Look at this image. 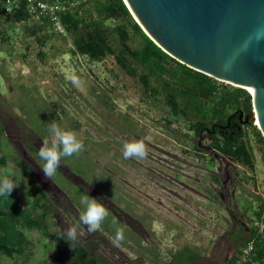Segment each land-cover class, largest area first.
Listing matches in <instances>:
<instances>
[{"label": "rangeland", "instance_id": "1", "mask_svg": "<svg viewBox=\"0 0 264 264\" xmlns=\"http://www.w3.org/2000/svg\"><path fill=\"white\" fill-rule=\"evenodd\" d=\"M11 44V51L0 45V126L4 127V131L0 128V154L7 157V167L3 169L19 173L27 169L22 168L23 164H27L32 173V165L20 155L21 149L42 168L43 162L36 154L34 156L31 149H40L44 141L52 142L47 131L51 124L74 131L85 145L78 156L61 160L54 177L42 175L45 183L54 188L57 186L66 196H61L64 200L62 207L56 205L48 219L49 231L59 235L60 227L63 226L62 232L65 233L75 227L77 239L90 235L80 221L83 209L79 205L80 196L88 194L109 213L91 236L101 237L103 234L107 237L108 246L96 243L95 248L112 264H125L137 258H141L143 264H169L173 259L179 264H188L192 250L201 255L196 264H225L234 249L230 233L236 225L245 227L243 211L248 203L255 206L257 197L264 198V166L253 138L251 144L256 160L253 171L225 159L221 161L222 167L228 165L231 173L228 183L230 196L225 204L228 210L215 202L214 209H208L207 199L199 193H184L192 208L177 212L167 210L164 206H171L172 203L164 197L165 190L156 189L155 183H150L145 168L139 164L154 165L167 171L166 162L174 159L157 147L174 154L182 148L159 124L160 111L147 109L140 101L135 82L120 71L110 58L102 62L89 61L69 52L61 53V50L57 54L55 48L46 46L43 48L45 60L41 62L35 56L38 48L34 43L23 60L18 55L25 53L26 39L19 30L12 32ZM56 45L61 49L60 42ZM63 48L69 49L68 46ZM103 90L111 96L115 110L101 102L98 94L101 95ZM176 127L185 130L182 124H174L173 128ZM199 140L201 151L206 156L197 160L193 154H184L186 162L183 169L192 172L193 169L188 167L192 163L199 164L195 170L200 183L192 184L203 192V183H209L204 165L207 162L208 166L209 157L214 154L209 148L211 139L207 134L195 139L196 142ZM130 142L145 145L143 159H124L123 145ZM15 158L23 163L20 167ZM218 163L215 160L214 165ZM34 181L29 184L24 178V183L17 187L21 204L31 191L41 187ZM161 184L167 190L181 193L171 181H162ZM145 191H149L153 199L146 198ZM60 194L56 192V195ZM158 195L163 197L156 201ZM170 199L175 201L172 197ZM193 206H198L199 210L195 211ZM113 210L137 220L149 240L145 242L140 233L122 223ZM63 220L69 226L64 225ZM118 229L124 234V240L119 244L114 242ZM21 232L32 242V254L25 264H46L50 257L64 250L63 245L42 237L36 230L21 229ZM45 242L52 245L46 249ZM0 264L15 262L0 256Z\"/></svg>", "mask_w": 264, "mask_h": 264}, {"label": "trees", "instance_id": "2", "mask_svg": "<svg viewBox=\"0 0 264 264\" xmlns=\"http://www.w3.org/2000/svg\"><path fill=\"white\" fill-rule=\"evenodd\" d=\"M40 1L64 7L55 12L62 32L55 29L48 16L35 18L30 14L26 0H19L18 6L10 12L5 11V0H0V45H4L5 50H12V32L19 30L26 39L25 53L18 55L23 60L31 52L33 43L38 48L35 56L41 62L45 60L43 48L46 46L55 48L57 54L61 50V53L69 52L89 61L102 62L110 58L120 71L135 82L144 106L160 111L158 122L170 136L197 148L189 137L199 139L207 134L213 150L250 171L254 170L256 163L251 144L253 138L264 166V138L251 119L245 121L253 109L251 95L246 89L218 81L171 57L142 30L123 0ZM58 42L61 49L56 47ZM66 46L69 49L63 48ZM102 92L98 94L101 102L115 110L111 96L104 90ZM174 124H182L185 130L173 128ZM0 128L4 131L3 125ZM171 129L183 135H175L170 132ZM38 150L31 149L34 156H37ZM201 158H204L203 154ZM14 160L19 167L23 164L17 158ZM6 167L7 157L0 154V169ZM22 168L26 170L22 174L28 183H34L30 166L23 164ZM25 198L21 204L17 188L9 198H0V256L13 259L15 264H25L32 254V242L21 232V229H27L36 230L42 237L64 246V250L50 257L46 264H112L95 248L96 243L108 246L107 237L103 234L92 237L90 233L84 239H77L71 248L65 240L49 231L48 219L54 212L55 204L48 194L38 187ZM255 200V206L248 203L243 211L245 227L236 225L229 235L234 249L225 264H234L239 260L250 240H253V249L249 259L257 264L264 263V230L259 231L253 225L254 220L264 225V198L257 197ZM84 228L87 226L84 225ZM43 245L47 249L52 243L45 242ZM200 257L199 252L192 250L188 264H196ZM243 263L248 264V261ZM125 264L143 263L141 258H137ZM169 264L179 263L173 259Z\"/></svg>", "mask_w": 264, "mask_h": 264}, {"label": "water", "instance_id": "3", "mask_svg": "<svg viewBox=\"0 0 264 264\" xmlns=\"http://www.w3.org/2000/svg\"><path fill=\"white\" fill-rule=\"evenodd\" d=\"M163 51L214 79L246 89L264 138V0H123ZM264 264V263H263Z\"/></svg>", "mask_w": 264, "mask_h": 264}, {"label": "flooded vegetation", "instance_id": "4", "mask_svg": "<svg viewBox=\"0 0 264 264\" xmlns=\"http://www.w3.org/2000/svg\"><path fill=\"white\" fill-rule=\"evenodd\" d=\"M171 132L174 133L175 135L180 134L177 131L173 132V129H171ZM189 132L192 133V131H189ZM171 137L175 139L174 141L175 143L181 146L182 150L179 153L174 154V153L164 150L163 148L157 147L158 149H161L160 151L163 154L170 155L171 158L174 159L173 161L169 160L166 162L167 171H164L154 165H151L149 167L146 164L145 165L139 164L140 166L145 168V171L148 173V176H149L148 178H149L150 183L154 182L155 183L154 187L156 189L158 188V190L159 189H162L163 191L165 190L164 193L166 195L164 197L166 198V200L168 201L170 200V202L172 203L171 206L170 205L164 206L162 203L160 204L163 205L165 209L173 211V212H177L178 210H183L185 208L190 209L192 208V206H190L191 202L187 199L186 195L190 193L192 194L199 193L207 199L206 206L208 209H214L215 204H213V202H215L216 204L217 203H219L220 205L222 204L224 209L228 210V207H226L225 204H226V201H228L227 197L230 196L228 183L229 181H231L230 180L231 173H230V168H228V165H225V167H222L221 161L222 159L223 160L225 159V160H228V162L233 165H238V166H241V165L237 164L234 160H232L229 157H225L221 154H218L215 150L209 147L214 155L210 157L208 156L209 158H212V160L209 161L208 166L206 165L207 162H205V165H204V169L208 173L207 175H208L209 183L208 184L203 183L204 191L202 192L200 189L196 188V186L192 184L193 182L195 184L200 183L198 172L195 170V167H198L199 164L192 163L191 167H188V169H193L192 172H188V171L185 172L183 169L184 163L186 162V158L183 156L184 154H188V153L193 154L194 156L197 157V160L198 158H201L202 154L206 156V153H203L201 151L200 140L196 142L195 141L196 138L189 137L190 141L193 144H195L197 147V148H191L189 146L191 143L190 144L185 143V142L179 141L177 137H173V136ZM137 138L142 139L141 136H137ZM20 155L22 156L23 159H25L32 165V176L34 180L37 181L38 185H40L42 189L48 194L50 201L53 202L55 206L58 205L59 207H62L61 205L64 203V200L63 199L61 200V196L66 197L65 194L57 186L56 188H54L52 185L44 182V179H42V175H44L42 169L38 166L36 162L33 161V159L30 158V156L27 154V152L24 149H21ZM215 160L219 162L218 165H214ZM61 171L63 172V170ZM173 172H176L175 176L173 175ZM162 181L164 182L171 181L178 188H180L181 193L174 192L173 190H167L164 184H161ZM56 192H59L61 194L56 195ZM184 193H187V194L184 195ZM144 196L148 199H153L152 194H150L149 191L148 192L145 191ZM161 197L163 196L158 195L156 201L160 200ZM170 197L174 198L175 201L173 199L171 200ZM175 202L177 203L175 204ZM210 202L212 204H209ZM193 208H195L194 209L195 211L199 210L198 206H193ZM113 213L126 226L140 233L141 237L144 239L145 242L149 240L148 238L149 236L145 233V231L143 230L141 225L137 222V220L132 218L130 215L122 213L121 211H118V210L116 212L115 210H113ZM63 223L64 225L69 226V223L65 220H63ZM59 229H60V232H62L63 226L60 227Z\"/></svg>", "mask_w": 264, "mask_h": 264}, {"label": "clouds", "instance_id": "5", "mask_svg": "<svg viewBox=\"0 0 264 264\" xmlns=\"http://www.w3.org/2000/svg\"><path fill=\"white\" fill-rule=\"evenodd\" d=\"M48 133L52 137V142H43V146L38 150L37 156L43 162L42 171L45 177L51 178L57 174V169L63 158L78 156L85 148L82 140L78 139L74 131L65 130L56 124H51ZM124 159H143L146 155V147L142 142L125 143L122 148ZM22 172L16 173L8 169H0V198H9L10 194L24 183ZM79 205L83 209L80 221L87 226L89 233L97 231L109 213L95 198L88 194L81 195ZM57 238L65 240L72 248L77 240V230L61 232ZM124 240L123 231L118 229L114 237V242L119 244Z\"/></svg>", "mask_w": 264, "mask_h": 264}, {"label": "built area", "instance_id": "6", "mask_svg": "<svg viewBox=\"0 0 264 264\" xmlns=\"http://www.w3.org/2000/svg\"><path fill=\"white\" fill-rule=\"evenodd\" d=\"M28 3V11L32 14L35 18H39L40 16L46 15L48 16L53 22L54 27L57 31L62 32V27L56 21V14L57 10H61L64 7L58 4H48L46 2L40 0H26ZM19 0H5V11L10 12L14 8L18 6ZM74 4V2L72 3ZM253 225L259 229V231L264 230V225L259 223L257 220L253 221ZM253 249V240L248 241L246 246L243 249L242 256L239 260H237L234 264H244L243 261L247 260L248 264H257L254 261L249 259V255L251 250Z\"/></svg>", "mask_w": 264, "mask_h": 264}, {"label": "bare ground", "instance_id": "7", "mask_svg": "<svg viewBox=\"0 0 264 264\" xmlns=\"http://www.w3.org/2000/svg\"><path fill=\"white\" fill-rule=\"evenodd\" d=\"M253 121H254V123L256 122L255 124H258V119L256 116L253 117Z\"/></svg>", "mask_w": 264, "mask_h": 264}]
</instances>
